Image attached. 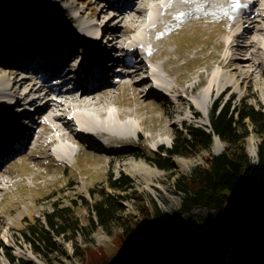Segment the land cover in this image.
Wrapping results in <instances>:
<instances>
[{
    "label": "rangeland",
    "instance_id": "1",
    "mask_svg": "<svg viewBox=\"0 0 264 264\" xmlns=\"http://www.w3.org/2000/svg\"><path fill=\"white\" fill-rule=\"evenodd\" d=\"M77 1L78 3L76 0H56V10L58 9L64 16L63 18L57 16L51 7L41 9L40 13L30 11L26 15L27 22L31 25V20L39 21V26L24 25L0 34V48H3L2 52L5 53L2 58L0 57V67L9 68L12 65L10 60L15 58V47L12 46V42L23 41L24 35L41 36L42 32L49 33V27L54 23L51 25L49 22V24H41L42 13L47 14L49 19L56 18L61 23H59L61 27H68L73 31L74 25L78 26L80 22L92 23V26L95 22H100L102 28L113 31H110V37L119 36L120 43L133 35L125 28L118 29L119 18L108 23L109 16L116 12L109 11L108 8L105 9L101 4H97V0ZM199 1V5H196V9L193 10H176L163 5L160 7V15L156 20L159 25L147 31L148 44L143 57L149 65L161 70L162 75H165L169 80L168 84L174 85L175 92H168V90L163 98H159L157 94L138 97V91L133 85L136 78L119 79L116 71L112 73V78L103 82L107 85L109 82L120 81L110 90L113 100L117 103L112 108L115 111L139 113L138 118L131 119L142 129L141 136L133 133L127 142L109 144L108 140H113L106 135L108 140H98L102 144L108 143V146L103 149L93 147L83 139L81 143H79L80 140H60V143L68 145L71 150L69 154L55 157L54 150L56 151L57 148L54 144H48L52 131L46 124L41 126L37 137L26 149L0 165V169L6 170L0 177V264H14L8 256L10 254L19 264H84L75 254V244L66 241L62 236H55V240L57 246L64 249L66 253L63 254L60 251L49 253V260H45L42 255L34 252L30 243L24 240L22 231L27 223L26 220L42 219L46 211L52 210L53 202L56 200H61L62 202H59L66 205L70 203L71 199L81 200V196L91 200V188H104L113 191L108 182V177L111 175L116 177L122 173L128 174L134 181L136 191L145 197L150 207L156 204L171 215L172 226L189 224L194 214L200 215L206 225H211L223 217L229 218L231 215H237L244 208L256 205L259 198H252L249 201L247 199L239 200L233 211L220 217L217 208L205 205H194L190 211L182 210L183 193L178 190L176 179L178 176L189 174L199 164L205 165V158L211 153L217 154L224 150L225 143L218 136L214 138L211 151L205 150L196 156H175L172 159L173 168L170 170L162 169L153 160H150L159 147L172 145L176 129H181L185 123L202 127L210 126L209 116L215 104L222 107L232 100L233 107L236 104L248 103L264 110V49H261V57L255 60L259 65L252 64L254 70L248 68L251 66L250 62L247 63V67H244L246 72H250L248 78H244V74L236 72V77L228 89L222 93L215 91L210 96L207 102L209 113L202 110L203 107H206V99L202 90L210 80L212 78L215 80L217 73L221 74L220 81L231 77L227 73L228 68H225L223 63L227 62L234 52L239 53L240 46L243 44L241 39L238 42L239 45L234 48L227 43L231 24L234 19H237L235 11L232 9L240 6L245 7L250 0L233 4L230 11H228L230 8L222 5L219 13H216L219 10H209L211 7L209 3L221 0ZM235 1L230 0V3ZM81 10L87 12L82 16H75V13ZM107 10L110 13H107ZM43 25L46 26L41 27ZM106 25L108 26L105 27ZM94 27L97 30L100 28L97 27V23ZM241 27L243 28L242 24ZM39 28L40 30L35 32ZM107 43L106 41L102 47L111 50L110 47L113 44ZM73 46H75L74 52L80 51V53L75 52L79 57L88 53L89 48L82 43L76 42ZM153 52L158 54V59H149ZM118 56L123 59L124 56L127 57V54L120 51ZM242 58L244 57L242 56ZM127 59L134 61L132 57H127ZM218 60L222 65L218 64ZM90 63L93 64L94 60ZM18 64L16 63L15 66ZM163 64H167L166 70L170 72V75L162 67ZM237 65L239 66L236 63L235 66ZM117 69L121 71V68ZM16 71L19 72V70ZM15 77H9L7 74L6 78L0 79V100L3 98V102H7L8 111L15 97L13 92L8 93V90L3 97L1 93L6 81L12 84ZM21 80L15 83L19 88H15L14 92H18V89H22L24 92L28 91L29 84L20 85ZM155 86L159 85L155 84ZM140 90H146V88L142 86ZM185 97L193 103L192 108L185 101ZM63 98L62 95L58 96V99ZM38 104L41 105L42 102L40 101ZM198 104L201 107H198ZM169 111L174 113L173 118L169 116ZM25 121L27 120L25 119ZM258 141L259 136L252 131L247 138V151L253 159L257 158ZM126 149H130L131 152H139L136 158L148 165L146 172L127 171L122 166L123 162L131 163L133 161L131 158L121 159L119 154ZM100 152L104 153L102 158H98ZM125 204L128 211H134L133 202L127 201ZM79 206L76 211L84 220V215L88 214V210L82 205ZM90 237L93 239V247H105L109 251H114L113 237L108 235L103 228H98ZM77 245H84L82 238H77ZM134 252L141 254L138 260L132 262L130 256L127 257V255L121 264H145L150 259V255L146 252L143 253L142 249ZM188 255L196 257L199 264H206L199 256L197 246Z\"/></svg>",
    "mask_w": 264,
    "mask_h": 264
},
{
    "label": "trees",
    "instance_id": "2",
    "mask_svg": "<svg viewBox=\"0 0 264 264\" xmlns=\"http://www.w3.org/2000/svg\"><path fill=\"white\" fill-rule=\"evenodd\" d=\"M55 2L0 0V33L25 24L30 10L51 7L63 18ZM209 117L208 127L185 123L176 129L172 145L159 147L150 160L170 170L175 156L211 151L218 136L225 143L224 150L211 153L205 158V165L199 164L189 174L176 179L178 190L183 193L182 210L205 205L217 208L220 217L233 211L239 200L259 198L255 206L211 225L194 214L189 224L172 226L171 215L156 204L150 207L136 191L133 179L122 173L108 177L113 191L91 188V200L81 196V200L71 199L66 205L56 200L42 219L26 220L24 240L36 254L49 260V253H66L55 240V236H62L75 244V254L84 264H121L127 255L135 262L141 255L134 252L137 249L150 255L145 264H199L196 257L188 255L195 246L206 264H264V110L248 103L233 107L230 100L222 107L215 104ZM252 131L259 136L256 159L247 151V138ZM127 201L134 203V211H128ZM79 205L88 210L84 220L76 211ZM98 228L113 237L114 251L93 247L90 236ZM78 237L84 245H77ZM8 256L14 264H19L14 256Z\"/></svg>",
    "mask_w": 264,
    "mask_h": 264
},
{
    "label": "bare ground",
    "instance_id": "3",
    "mask_svg": "<svg viewBox=\"0 0 264 264\" xmlns=\"http://www.w3.org/2000/svg\"><path fill=\"white\" fill-rule=\"evenodd\" d=\"M242 2L243 0H236L234 3H230V0H221L217 2L212 1L209 3V6H211L209 7V10H219L216 12L219 13L221 12L222 5L223 7L225 6L230 8L233 6V4H240ZM76 3H78L77 0ZM199 3V0H134V3L130 8L124 9L120 13H113L109 16L110 19L108 20V23L116 18H119L120 21L118 29L125 28L126 31L133 33L130 38L128 37V39H124L126 43L125 48H123V45H121L120 48L122 50H129L130 57H132L134 61H126L121 59V63H119L118 66L121 68V71H119L117 76H119V79H123L124 77L128 79L135 77L136 80L133 85L138 91V97L146 95L152 96L153 94H157L159 95V98H163L166 91H176V89H174V85L168 84L169 80L165 75H162L161 70L155 66L149 65L143 57L145 54V47L148 44L147 31L152 27L159 25L157 24L156 20L160 15V7L167 5L171 9L175 8L176 10H193L194 8L196 9L195 6L199 5ZM104 8L107 9L109 7L105 5ZM231 9L232 8L228 9V11ZM235 9L236 8L232 9V11H235ZM86 12V10L78 11L75 13V16H82ZM106 12L110 13L108 10ZM42 14L43 16H41L42 19L40 20L41 24H46L48 22L50 25L52 23L54 24L49 27V33L42 32L41 36L31 34L30 37H32V40L30 41H36V43L39 41L40 46H43V44L46 43L48 39L53 43L62 41V43L69 49V55L66 59L62 60L63 67L60 66L62 73L59 74L60 70L58 71L56 74L57 77L54 79V81H56L55 83L47 81L44 77L38 81H33L24 77V79L21 80V84H29V92L39 93L34 101L27 104L38 103L40 101L42 102L40 105L41 108H38L42 111L41 124H48V129L52 131V135L48 141V144L56 145L57 149L56 151L54 150V156L56 157L69 154L71 150L68 145L60 143V140H80L79 143H81L83 139V141H86L91 146L103 149L102 146L96 144L95 140L89 141L95 134L99 136L107 135L112 138L113 142L118 144L129 141L133 133H137L141 136L142 129H140L139 126L131 119L133 117L138 118L140 116L139 113L122 110L115 111L112 108L116 102L113 100V94L112 92L110 94V90L120 81L115 83L109 82L106 86L98 85L78 95L75 94V87L68 86L67 79L76 81L78 78L77 73L73 69V63L79 57V55H76L73 51V48H70L71 41H74V43H82V45H86L89 48V62H91L94 56L95 34L97 33L94 27L95 24L92 26V23L90 24L87 22H80L78 26L74 25L75 28L73 27V31L68 27H61V23L59 24L56 18L49 19L47 14ZM34 23V27L39 26V21H34ZM240 23L243 25V28L241 27ZM44 26L46 25L41 27ZM107 26L108 25L105 27ZM39 30L40 28L35 32H38ZM103 30L104 32L106 30L109 35L111 32H113L112 30H108L106 28H103ZM44 34H46V36H44ZM110 40H112V38H110ZM114 40L119 41V36H116ZM239 40L243 42V44L240 46L241 51L239 53L234 52L231 57H229L227 62L223 63V66L228 68L227 73L231 77H228V79L225 81H220L219 77L221 74L217 73L215 77L216 79L214 80L212 78L208 85L202 90L206 99V107H203L202 110L207 114L209 113L207 102L215 91H221L222 93L225 89H228L236 77V72L244 74V78H248L250 72H246L244 70V67H247L248 62L251 63V66H248L250 70L253 66L252 64L257 66L259 65V63L255 60L256 58L261 57V49H264V0H254V6L252 10L249 13L244 14L242 21L239 19L233 20L231 24V31L228 33L227 43L230 47L234 48L239 45ZM57 49L58 47L53 44L49 51H56ZM157 55V53L153 52V54L149 56V59L156 60L158 59ZM242 56L244 58H242ZM50 62L54 61L51 60ZM217 62L219 65H222L221 61L218 60ZM236 63L239 64V66H235ZM66 65H69L70 69H66ZM126 67L128 68L127 70L125 69ZM162 67L166 70L167 64H163ZM252 70L254 69L252 68ZM4 71H6V73L13 71L16 74L15 69L1 66L0 79L6 78V75L2 74ZM166 71L167 74L170 75V72L168 70ZM64 72H67V79L62 80L61 76ZM16 75L18 76L15 77V82H13V84L19 81L18 77L21 74ZM152 84L159 85L155 86L159 92H156L151 88H154V86H151ZM11 85L6 81L1 93L2 97L6 94V91L9 90ZM142 86H144L146 90H140V87ZM60 95L64 96V98L58 99V96ZM185 101L188 102L192 108L193 103L190 100L188 101L187 98ZM24 105H26V103L23 104V107ZM197 106L199 107L200 105L198 104ZM11 108L14 107L12 106ZM25 110H27V107ZM7 111L8 109L6 107V103H4L3 98H1L0 125H4V122L7 121ZM68 112H70L71 115L68 114ZM32 114L33 111H30V113H27V116L24 118L30 119ZM169 116L173 118L175 115L169 111ZM9 117L12 116L9 115ZM21 123H23V120H21ZM56 132L57 135H55ZM3 134V131H1L0 138L3 136ZM17 134L22 135L23 130L21 129V131H19ZM138 153L139 152H131L130 149L120 152L119 155H121V159L128 160L131 158L133 160L131 163H122V166H124L127 171L138 173H144L147 171L148 165L136 158ZM103 155L104 153L100 152V154H98V158H102ZM5 172L6 170L1 168L0 177L4 175Z\"/></svg>",
    "mask_w": 264,
    "mask_h": 264
},
{
    "label": "water",
    "instance_id": "4",
    "mask_svg": "<svg viewBox=\"0 0 264 264\" xmlns=\"http://www.w3.org/2000/svg\"><path fill=\"white\" fill-rule=\"evenodd\" d=\"M137 250H140V249H137Z\"/></svg>",
    "mask_w": 264,
    "mask_h": 264
},
{
    "label": "snow or ice",
    "instance_id": "5",
    "mask_svg": "<svg viewBox=\"0 0 264 264\" xmlns=\"http://www.w3.org/2000/svg\"><path fill=\"white\" fill-rule=\"evenodd\" d=\"M181 15H183V14H181Z\"/></svg>",
    "mask_w": 264,
    "mask_h": 264
}]
</instances>
